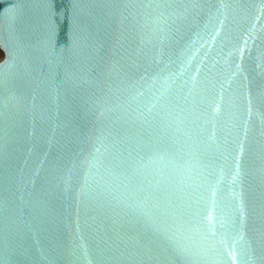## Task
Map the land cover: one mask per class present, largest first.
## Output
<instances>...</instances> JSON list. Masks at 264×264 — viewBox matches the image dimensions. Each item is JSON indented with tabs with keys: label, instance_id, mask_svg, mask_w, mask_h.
<instances>
[{
	"label": "water",
	"instance_id": "1",
	"mask_svg": "<svg viewBox=\"0 0 264 264\" xmlns=\"http://www.w3.org/2000/svg\"><path fill=\"white\" fill-rule=\"evenodd\" d=\"M0 264H264V0H0Z\"/></svg>",
	"mask_w": 264,
	"mask_h": 264
}]
</instances>
